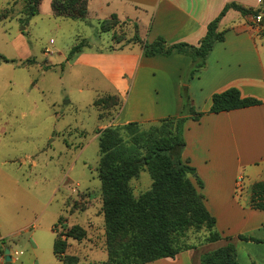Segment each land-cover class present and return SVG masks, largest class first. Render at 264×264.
<instances>
[{
    "label": "rangeland",
    "instance_id": "374dc122",
    "mask_svg": "<svg viewBox=\"0 0 264 264\" xmlns=\"http://www.w3.org/2000/svg\"><path fill=\"white\" fill-rule=\"evenodd\" d=\"M50 2L45 0L26 22L28 0H0V257L2 264H63L53 251L59 238L66 243V255L77 257L79 264H106L110 251L128 245L129 237L107 240L98 131L115 127L112 121L125 100L114 106L115 91L105 92L108 88L96 84L91 73L79 76L72 67L75 58L69 61L68 56L81 43L82 52L98 53L139 45L132 42L137 25L114 20L103 27L104 20L98 24L94 17L57 18ZM243 179L238 183L241 199L251 189ZM152 185L147 170L130 182L135 198ZM75 225L86 231L81 241L64 235ZM225 226L231 233L221 244L207 243L210 231L205 228H190L181 236V245L194 247L185 251L193 264L232 242H237L242 264H250L254 246L241 243L243 226L225 220L215 231ZM6 249L11 262L5 259Z\"/></svg>",
    "mask_w": 264,
    "mask_h": 264
},
{
    "label": "crops",
    "instance_id": "0c3cea01",
    "mask_svg": "<svg viewBox=\"0 0 264 264\" xmlns=\"http://www.w3.org/2000/svg\"><path fill=\"white\" fill-rule=\"evenodd\" d=\"M233 2L254 10L262 4L261 0H90L87 21L94 17L99 24L117 15L120 21L128 20L138 26L143 42L163 37L170 44L198 45L206 36L208 25ZM251 19L236 10L228 11L218 26V32L225 34L224 41L214 47L206 67L188 84L195 111L204 115L198 121L189 119L185 123L182 159L196 169L191 181L205 197V207L216 218L217 227L225 220L241 223L242 235L251 230L255 232L249 235L264 240V211L251 208V189L243 199L238 196L242 177L251 188L256 182H264V24L255 25ZM73 64L79 76L91 73L96 84L108 88L105 92L115 91L125 100L113 126L131 122L150 125L178 117L183 111L181 88L192 64L185 55L147 58L140 45H133L116 52L85 50ZM231 88L261 105L210 113L213 95ZM197 179L203 182V188H199ZM230 233L231 228L225 226L219 234L227 239ZM244 242L254 246L249 263L264 264V243H241ZM233 244L242 264L237 242ZM150 264H193V258L183 252L174 259Z\"/></svg>",
    "mask_w": 264,
    "mask_h": 264
},
{
    "label": "trees",
    "instance_id": "16d2710c",
    "mask_svg": "<svg viewBox=\"0 0 264 264\" xmlns=\"http://www.w3.org/2000/svg\"><path fill=\"white\" fill-rule=\"evenodd\" d=\"M89 1L53 0L51 7L57 18L84 21L88 16ZM41 3L42 0H28L26 22L37 15ZM232 9L244 16H258L262 12L261 8L246 9L234 2L226 5L221 14L208 25L207 34L198 45L170 44L163 37L153 42H143L136 27L137 35L132 42L142 47L145 57H168L177 53L191 58L192 64L184 75L181 88L184 108L180 116L161 119L147 128L138 122H131L98 131V173L107 240L112 241L120 235L129 237L128 245L110 251V259L106 264H150L161 259H174L194 248L180 244L181 236L190 228L209 230L207 243L223 239L215 231L217 221L205 207V197L191 181L190 177L196 174V169L189 162H184L182 155L186 146L185 123L189 119L198 121L204 115L195 111L188 84L206 67L214 47L224 41L225 34L218 32V26ZM114 20H119L117 15L102 21V26ZM262 34L264 36V32ZM81 44L70 50L69 61L82 52ZM1 59L8 61L5 57ZM113 99L114 106L120 105L121 98L118 95ZM258 105H261L260 101L251 97L244 98L238 89L231 88L213 95L210 113L219 114ZM144 170L151 175L153 185L150 191L135 198L130 182ZM197 182L199 188H203V182L200 179ZM251 208L264 211V182L252 185ZM64 235L81 241L86 231L75 225ZM239 239L264 243V240L245 235H239ZM53 251L63 264H79L77 257L66 255V243L59 238L55 239ZM201 264L240 263L235 245L229 243L223 249L202 256Z\"/></svg>",
    "mask_w": 264,
    "mask_h": 264
},
{
    "label": "built area",
    "instance_id": "2783aa9c",
    "mask_svg": "<svg viewBox=\"0 0 264 264\" xmlns=\"http://www.w3.org/2000/svg\"><path fill=\"white\" fill-rule=\"evenodd\" d=\"M263 21H264V14H259L258 16H252V19H251V22L258 26L263 25L264 24Z\"/></svg>",
    "mask_w": 264,
    "mask_h": 264
},
{
    "label": "water",
    "instance_id": "95a60500",
    "mask_svg": "<svg viewBox=\"0 0 264 264\" xmlns=\"http://www.w3.org/2000/svg\"><path fill=\"white\" fill-rule=\"evenodd\" d=\"M5 259H6L7 262H11L12 261L9 249L5 250Z\"/></svg>",
    "mask_w": 264,
    "mask_h": 264
}]
</instances>
